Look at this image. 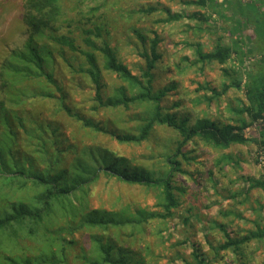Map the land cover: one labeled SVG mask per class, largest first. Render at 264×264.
I'll return each instance as SVG.
<instances>
[{"label": "trees", "instance_id": "trees-1", "mask_svg": "<svg viewBox=\"0 0 264 264\" xmlns=\"http://www.w3.org/2000/svg\"><path fill=\"white\" fill-rule=\"evenodd\" d=\"M212 1L189 0L182 4L206 8ZM237 6L242 17L258 21L255 3L238 1ZM23 10V23L29 35L0 67L4 95L0 100V264H151L145 254H151L150 245L137 247L138 238L147 233L151 223L175 218L180 202L175 196L174 178L188 174L180 161H188L184 148L196 139L223 149L248 143L264 148V78L250 76L244 86L248 104L241 112L249 117V123L219 126L204 120L200 125L187 127V119L164 112L162 99L172 87H154V71L161 60V40L156 31L149 42L134 31L141 44L137 55L145 62L140 74H134L119 59L105 25L84 26L78 37L72 32H60L57 24L62 20L68 22L64 19V0H23ZM98 11L93 8L86 15L91 17ZM159 11L157 7H148L138 13L150 16ZM163 11L167 18L160 22L165 24L183 19L201 25L210 22V17L200 12L186 15ZM234 45L218 43L209 53L198 48V61L224 66L238 53ZM63 67L72 78L79 77L94 91L90 116L67 104L70 94L62 80ZM223 73L232 81L215 96L242 89L243 79L236 72L224 69ZM107 74H114L123 82L110 96ZM78 87L84 90L85 86L81 83ZM33 99L56 100L58 109L78 129L109 136L120 144L149 142L159 127L173 130L180 138L164 156L165 170L159 174L138 172L131 168L127 158L115 156L100 145L81 147L79 134L64 132L60 123L28 110ZM107 110L126 112L131 121H140L137 132H117L109 122L93 119ZM101 176L159 190L158 209L129 214L127 210L132 211V206L117 210L104 202L93 205L78 198V193H89L87 189ZM244 181L248 190L264 192V178L247 177ZM217 227L225 236L218 253H236L252 241H264V230L233 238L224 225ZM25 240L34 242V248H25ZM191 255L193 262L187 264H209L195 245Z\"/></svg>", "mask_w": 264, "mask_h": 264}, {"label": "rangeland", "instance_id": "rangeland-1", "mask_svg": "<svg viewBox=\"0 0 264 264\" xmlns=\"http://www.w3.org/2000/svg\"><path fill=\"white\" fill-rule=\"evenodd\" d=\"M182 1L189 0H64V19L68 22L62 20L57 25L61 33L72 32L76 37L84 26L105 25L108 39L117 50L119 59L134 74H140L145 66L137 55L141 44L134 31H139L148 42L153 39L152 32L156 31L161 40L158 48L161 60L154 71V87L155 90L172 87L162 99L165 113L187 119V127L200 125L204 120L214 121L219 126L249 123V117L241 112L248 104L244 86L249 77L255 76L264 66V0H214L206 8L185 6ZM238 1L255 3L259 9L258 21L242 17ZM148 7H157L160 11L150 16L138 13ZM93 8L99 11L91 17L86 15ZM164 9L173 14L200 12L209 16L210 22L201 25L183 19L161 23L167 18ZM23 12V0H0V67L13 50L22 47L29 35L23 23ZM83 12L86 16H82ZM218 43L230 47L237 43L234 46L238 53L224 66L198 61V48L209 53ZM62 69V80L70 94L67 104L90 116L88 110L94 104V91L82 79L72 78L66 68ZM224 69L236 72L243 79V87L215 96L232 81L231 77L224 75ZM105 80L108 96L123 84L114 74H107ZM81 83L84 90L78 87ZM2 99L4 95L0 86ZM27 108L33 113L43 114L47 120L60 123L64 132L79 134L81 147L84 144L100 145L115 156L127 158L132 163L131 168L138 172L159 174L166 169L164 156L180 138L173 130L159 127L149 142L120 144L109 136L78 129L79 126L58 109L56 100L33 99ZM141 111L142 108L137 110ZM93 119L109 122L111 129L117 132H137L141 124L138 120L131 121L126 112L111 110L101 112ZM183 151L188 161L182 158L180 161L184 162L188 174H177L174 178L175 196L180 202L175 218L147 226V233L139 236L137 247L150 245L151 254H145L151 264L193 262V245L200 248L209 264H264V241H252L236 253L232 250L217 252L225 242V236L217 225H224L233 238L264 230V192L248 190L244 181L247 177L264 178V148L248 143L223 149L196 139ZM87 191L89 193H78V198H85L93 205L104 202L105 206L117 210L132 206V211L127 210L129 214L145 209L157 210L158 198H161L160 191L154 188L130 185L105 176H101ZM187 240L189 242L182 245ZM34 246V242L25 240V248Z\"/></svg>", "mask_w": 264, "mask_h": 264}, {"label": "crops", "instance_id": "crops-1", "mask_svg": "<svg viewBox=\"0 0 264 264\" xmlns=\"http://www.w3.org/2000/svg\"><path fill=\"white\" fill-rule=\"evenodd\" d=\"M260 40V39H259ZM260 43H263V40L261 42L260 40ZM264 44V43H263ZM263 44H260V45H263ZM262 48V47H261ZM258 79H263L264 78V66L260 68V70L257 71L256 75H255Z\"/></svg>", "mask_w": 264, "mask_h": 264}]
</instances>
